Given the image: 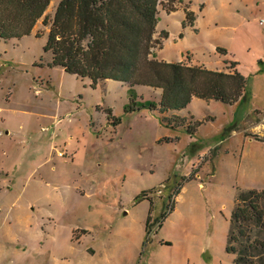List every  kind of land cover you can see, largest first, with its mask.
Segmentation results:
<instances>
[{
  "label": "rangeland",
  "instance_id": "1",
  "mask_svg": "<svg viewBox=\"0 0 264 264\" xmlns=\"http://www.w3.org/2000/svg\"><path fill=\"white\" fill-rule=\"evenodd\" d=\"M47 29L0 40V264H232L236 195L264 190V74L256 109L194 98L203 124L171 128L180 114L126 112V84L49 67Z\"/></svg>",
  "mask_w": 264,
  "mask_h": 264
},
{
  "label": "trees",
  "instance_id": "2",
  "mask_svg": "<svg viewBox=\"0 0 264 264\" xmlns=\"http://www.w3.org/2000/svg\"><path fill=\"white\" fill-rule=\"evenodd\" d=\"M50 3L51 0H0V40H20L30 35L42 20L48 28L43 46L44 52L51 54L48 66L88 78L93 88L106 80L126 84L129 87L126 112L144 108L158 110L160 114L180 111L193 98L233 105L244 96L247 78L236 70H212L153 56L167 37L164 32L160 38L154 37L161 0H60L52 15L47 13ZM166 8L173 10L171 6ZM187 21H193L190 11ZM36 36L42 37L44 33ZM137 86L160 89L159 100L143 99L136 92ZM107 114L114 119V126L120 124L121 119L112 116L111 109ZM176 118L179 120L166 116L161 119L171 128L185 124L186 117ZM197 124L198 129L203 123ZM186 179L191 180L192 176ZM174 209L171 205L162 214L160 227ZM226 252L233 256L232 264H264V190L243 189L237 193Z\"/></svg>",
  "mask_w": 264,
  "mask_h": 264
},
{
  "label": "crops",
  "instance_id": "3",
  "mask_svg": "<svg viewBox=\"0 0 264 264\" xmlns=\"http://www.w3.org/2000/svg\"><path fill=\"white\" fill-rule=\"evenodd\" d=\"M52 1L48 9L58 5ZM175 2L178 5L173 10L159 5V22L154 37L160 38L161 32L166 33L167 37L162 39V46L154 50L153 56L167 62L240 72L247 78V88L243 98L231 106H238L246 99L252 109H256L254 79L264 74V22L261 23L264 19V0ZM187 11L193 13L191 23L187 21ZM147 88L148 91L154 90ZM156 92L160 97L161 90L157 89ZM190 104L175 113L194 119L195 116L187 111ZM83 232L89 234L87 229Z\"/></svg>",
  "mask_w": 264,
  "mask_h": 264
},
{
  "label": "built area",
  "instance_id": "4",
  "mask_svg": "<svg viewBox=\"0 0 264 264\" xmlns=\"http://www.w3.org/2000/svg\"><path fill=\"white\" fill-rule=\"evenodd\" d=\"M160 5H163L165 8L167 6H171V7H175L176 5H178L175 1H170V0H161V4ZM166 5V6H165ZM264 22V19L261 20V23Z\"/></svg>",
  "mask_w": 264,
  "mask_h": 264
}]
</instances>
